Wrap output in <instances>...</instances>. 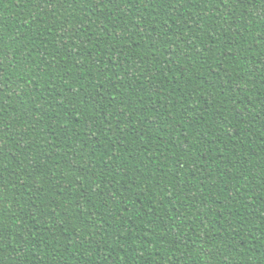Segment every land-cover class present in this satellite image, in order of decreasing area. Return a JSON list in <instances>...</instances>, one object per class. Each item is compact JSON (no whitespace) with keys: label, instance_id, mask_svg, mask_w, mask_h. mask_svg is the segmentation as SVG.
Instances as JSON below:
<instances>
[{"label":"trees","instance_id":"1","mask_svg":"<svg viewBox=\"0 0 264 264\" xmlns=\"http://www.w3.org/2000/svg\"><path fill=\"white\" fill-rule=\"evenodd\" d=\"M264 0H0V264H264Z\"/></svg>","mask_w":264,"mask_h":264},{"label":"snow or ice","instance_id":"2","mask_svg":"<svg viewBox=\"0 0 264 264\" xmlns=\"http://www.w3.org/2000/svg\"><path fill=\"white\" fill-rule=\"evenodd\" d=\"M262 13H264V9H261Z\"/></svg>","mask_w":264,"mask_h":264}]
</instances>
